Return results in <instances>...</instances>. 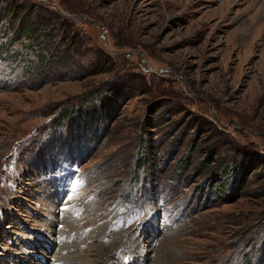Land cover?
I'll return each mask as SVG.
<instances>
[{
  "label": "rangeland",
  "instance_id": "1",
  "mask_svg": "<svg viewBox=\"0 0 264 264\" xmlns=\"http://www.w3.org/2000/svg\"><path fill=\"white\" fill-rule=\"evenodd\" d=\"M0 264H264V0H0Z\"/></svg>",
  "mask_w": 264,
  "mask_h": 264
},
{
  "label": "trees",
  "instance_id": "2",
  "mask_svg": "<svg viewBox=\"0 0 264 264\" xmlns=\"http://www.w3.org/2000/svg\"><path fill=\"white\" fill-rule=\"evenodd\" d=\"M13 15H14L15 18H18V17H19V16L16 14V11L14 12ZM22 20H23V19H22ZM21 23H23V22H21Z\"/></svg>",
  "mask_w": 264,
  "mask_h": 264
},
{
  "label": "bare ground",
  "instance_id": "3",
  "mask_svg": "<svg viewBox=\"0 0 264 264\" xmlns=\"http://www.w3.org/2000/svg\"><path fill=\"white\" fill-rule=\"evenodd\" d=\"M54 263V262H53Z\"/></svg>",
  "mask_w": 264,
  "mask_h": 264
}]
</instances>
